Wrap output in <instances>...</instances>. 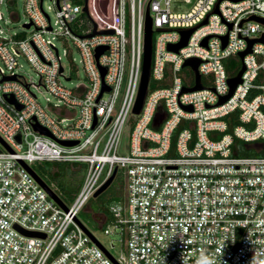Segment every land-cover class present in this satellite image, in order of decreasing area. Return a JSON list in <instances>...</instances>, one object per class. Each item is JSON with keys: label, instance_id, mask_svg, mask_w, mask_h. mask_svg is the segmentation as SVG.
I'll use <instances>...</instances> for the list:
<instances>
[{"label": "built area", "instance_id": "built-area-1", "mask_svg": "<svg viewBox=\"0 0 264 264\" xmlns=\"http://www.w3.org/2000/svg\"><path fill=\"white\" fill-rule=\"evenodd\" d=\"M50 1L52 21L42 0H22L28 34L0 27V138L7 145L0 143V264H195L201 250L216 264H264V0ZM146 10L149 73L134 112ZM189 28L185 44L168 48ZM261 35L242 56L240 81L217 103L229 89L224 60ZM55 36L70 39L85 83L58 80L70 75ZM18 54L55 102L37 101L34 82L18 72ZM190 56L199 59L201 87L182 90L194 83L182 65ZM150 81L162 85L149 88ZM233 112L238 122L227 130L224 116ZM125 123L124 151L117 152ZM235 138L262 153L236 154ZM41 160L85 164L69 204L40 177L64 207L20 162ZM114 166L123 170V198L99 222L103 233L117 234L116 256L76 217Z\"/></svg>", "mask_w": 264, "mask_h": 264}, {"label": "rangeland", "instance_id": "rangeland-1", "mask_svg": "<svg viewBox=\"0 0 264 264\" xmlns=\"http://www.w3.org/2000/svg\"><path fill=\"white\" fill-rule=\"evenodd\" d=\"M13 7H10L6 0H2L0 2V10L2 12V18L0 19V27L3 29L4 33L6 34H13L18 33L21 35L28 34L29 29H23L22 23L26 20V15L23 11V5L22 0H14ZM77 3H82V0H76ZM49 5V8L47 7ZM11 8V9H10ZM42 8L49 14L51 17V21L54 19V9L53 5L50 0H42ZM84 24L88 25L87 19H83L82 21ZM46 36L50 37L51 33H45ZM67 40L60 36H55L51 38V40L54 42L55 46L57 47L58 54L60 57L61 64L64 69V74H69L70 78L68 80H64L62 77H58V80L60 83L68 86L73 87L80 83H85L86 79L83 75V71L81 68V65L78 61V53L74 49L72 43L70 42V39L66 37ZM65 50V53H64ZM17 63L19 64L18 72L21 74L26 81L31 80L34 82L35 85H31L30 89L35 93L37 101L45 106L47 104V101L45 97H48V100L50 103L55 102L56 98L52 96L49 92H47L41 84L38 83V75L36 72L32 69L28 61L24 58L23 55L18 54L16 56ZM238 63H240L239 59L237 60ZM150 84H155L154 82H149V88L152 87ZM123 86V83H122ZM157 86V85H155ZM117 106V103H116ZM51 114L53 112L50 111ZM68 122V121H67ZM129 124L125 123L124 127L121 132V144L117 149V152H123V142L126 141L127 138V132H128ZM30 165L34 168L35 162L30 163ZM44 180V179H43ZM46 183L50 184L48 181L44 180ZM51 185V184H50ZM51 187H53L51 185ZM64 190H67L68 192V185L65 186ZM77 191V190H76ZM76 193V192H75ZM74 193V194H75ZM61 196V195H60ZM74 196V195H73ZM72 197L61 199L66 203L69 204ZM91 197V196H90ZM88 201V202H87ZM86 201V203L78 210L76 217L77 219L99 240L102 245H104L112 255L116 256L119 252V242H118V236L115 233H103L102 227L103 225H98L97 219L93 216V212L96 211V206L94 204L93 199H89ZM112 201H107L105 204L108 206ZM110 221H106L105 225H107L109 228H111ZM113 242V245H110V243Z\"/></svg>", "mask_w": 264, "mask_h": 264}, {"label": "trees", "instance_id": "trees-1", "mask_svg": "<svg viewBox=\"0 0 264 264\" xmlns=\"http://www.w3.org/2000/svg\"><path fill=\"white\" fill-rule=\"evenodd\" d=\"M10 7H13L14 0H6ZM11 9V8H10ZM18 36L20 34H17ZM238 58L236 56H229L224 60L226 72L229 75H234L240 63H238ZM262 75H258L255 79L256 81L262 78ZM162 85V83L150 84V86ZM264 110V105H263ZM235 112L228 116H224L227 121L229 128L238 122V120L233 119ZM231 149L235 151L236 154L248 155L256 154L258 151L262 153V150H256L250 143L243 142L239 139H234L231 144ZM35 165L33 170L37 173L39 177L48 181L53 187L54 191L58 194L60 198L72 197L76 192L85 171V164L82 162H70V161H34ZM68 185V192L64 190L65 186ZM123 187H124V175L123 170L119 167L115 170L114 176L107 187L102 190L96 196H91L89 199H93L96 206V211L93 212V216L97 219L98 225H100L99 218H108V206L105 204L109 201H120L123 198ZM62 197H61V196ZM88 202V201H87Z\"/></svg>", "mask_w": 264, "mask_h": 264}, {"label": "water", "instance_id": "water-1", "mask_svg": "<svg viewBox=\"0 0 264 264\" xmlns=\"http://www.w3.org/2000/svg\"><path fill=\"white\" fill-rule=\"evenodd\" d=\"M83 10H85V6L82 7ZM251 18H255L258 20H262L261 17L255 16V15H250ZM205 22V19H203V21L201 23ZM30 24V22H23L22 25L24 27H28ZM193 28H189V29H183L181 30V38L179 41L173 43V44H168V48L171 49H177L178 47L182 46L183 44H185V40L186 37L188 35V33L192 30ZM110 30H101L99 32H109ZM96 32L95 30H93L91 33H89L88 35L92 34ZM206 38V37H205ZM205 38L203 39V42L205 41ZM223 38H225V36H223ZM255 40H263V35H261V37L259 38H251L248 39L247 42V46L243 49L237 52V57L240 61V67L237 70V72L234 75L228 76L227 77V82L229 85V89L227 91V93L223 94L222 96H220V98L218 99L217 103L222 102L223 100H225L233 91V88L235 86V84L240 81V73L243 70V64H242V56L250 51V45L253 41ZM224 42V40H223ZM103 46H98L96 47V52H95V56H97L100 51L102 50ZM150 51H151V29H150V17L148 16L147 10L145 12V23H144V32H143V51H142V58H141V74H140V80H139V86H138V90H137V95L133 104V108L132 110L134 112H137L139 110V107L141 105L142 102V98L145 92V87H146V83L148 80V73H149V63H150ZM199 62V59L197 57L194 56H190L184 59L182 65H188L191 70L193 71V80L194 83L193 85L189 86V87H182V90H192L195 88H200L201 84L199 81V73L197 71V64ZM103 73V70H102ZM4 78H13V75L11 76H3L2 79ZM103 87V86H102ZM102 91V89L100 90ZM4 98L6 99V101L13 103L15 105L16 108H20V105L18 103H16L12 97V95H6L3 94ZM32 127L37 130L38 132L44 133L49 135V132L42 126H40L39 124H37L36 122H31ZM16 139L18 140V134H16ZM61 143L64 144H72L75 141L73 140H60ZM0 143H2L4 146L7 147V145H5V143L3 142V140L0 138ZM22 163V165L36 178V180L47 190V192L49 193V195L62 207H64V204L61 202V200L59 199V197H57L53 191H51V189L47 186V184L37 175V173L26 163H24L23 161H20ZM116 167L114 166L110 175L94 190V192L92 193V196H96L97 194H99L102 190H104L107 185L110 183V181L112 180L114 173H115ZM83 227V225H82ZM85 229V227H83ZM87 231V229H85ZM95 240V239H94Z\"/></svg>", "mask_w": 264, "mask_h": 264}, {"label": "clouds", "instance_id": "clouds-1", "mask_svg": "<svg viewBox=\"0 0 264 264\" xmlns=\"http://www.w3.org/2000/svg\"><path fill=\"white\" fill-rule=\"evenodd\" d=\"M226 240L227 239H224L222 241V246L220 249L221 252H222V248L224 247V242ZM163 261H164V258H163ZM195 264H216V261L213 258L209 257L204 250H201L199 256L195 260Z\"/></svg>", "mask_w": 264, "mask_h": 264}]
</instances>
